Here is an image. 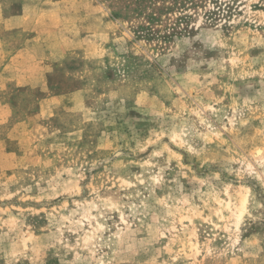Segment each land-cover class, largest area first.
Segmentation results:
<instances>
[{
	"label": "rangeland",
	"instance_id": "rangeland-1",
	"mask_svg": "<svg viewBox=\"0 0 264 264\" xmlns=\"http://www.w3.org/2000/svg\"><path fill=\"white\" fill-rule=\"evenodd\" d=\"M0 264H264V0H0Z\"/></svg>",
	"mask_w": 264,
	"mask_h": 264
},
{
	"label": "bare ground",
	"instance_id": "bare-ground-1",
	"mask_svg": "<svg viewBox=\"0 0 264 264\" xmlns=\"http://www.w3.org/2000/svg\"><path fill=\"white\" fill-rule=\"evenodd\" d=\"M258 151H259V150H258ZM258 151H257V153L259 154L261 151H259V152H258Z\"/></svg>",
	"mask_w": 264,
	"mask_h": 264
}]
</instances>
